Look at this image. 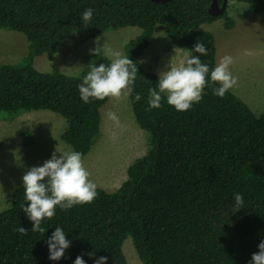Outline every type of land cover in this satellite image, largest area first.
<instances>
[{"label":"trees","instance_id":"16d2710c","mask_svg":"<svg viewBox=\"0 0 264 264\" xmlns=\"http://www.w3.org/2000/svg\"><path fill=\"white\" fill-rule=\"evenodd\" d=\"M227 2L264 14V0ZM210 4L0 0V29L27 42L19 62L0 64V119L55 113L64 120L60 140L85 157L116 86L111 60L85 55L71 76L38 71L33 62L51 59L67 39L81 46L134 28L138 33L122 46L123 77L133 118L148 136L146 153L127 166L113 192L73 190L56 168L15 187L0 211V264H126L127 238L141 264H264V114L217 80L214 38L200 28L222 20L231 30L235 20L228 6L210 15ZM157 27L172 48L187 52L198 93L173 100L140 61Z\"/></svg>","mask_w":264,"mask_h":264},{"label":"rangeland","instance_id":"374dc122","mask_svg":"<svg viewBox=\"0 0 264 264\" xmlns=\"http://www.w3.org/2000/svg\"><path fill=\"white\" fill-rule=\"evenodd\" d=\"M226 6L227 16L235 20L231 30L224 28L222 20L200 28L214 38L217 80L253 113L264 114V14H251L235 2H227ZM137 33L134 28L110 31L81 46H74L73 37L65 40L51 59L35 58L36 70L71 76L82 68L83 56L99 54L111 60L116 86L100 109L99 134L83 158L75 157L60 140L64 120L55 113L36 110L13 120L0 119V211L8 207L15 187L26 184L44 168L62 171L73 190L91 186L113 192L125 179L127 166L146 153L148 136L133 118L122 65L123 43ZM26 50L22 34L0 29V64L19 62ZM144 54L147 57L142 56L140 61L153 67L164 93L173 100L200 91L187 52L172 48L161 28H156ZM122 252L126 264H141L129 238L123 242Z\"/></svg>","mask_w":264,"mask_h":264},{"label":"water","instance_id":"95a60500","mask_svg":"<svg viewBox=\"0 0 264 264\" xmlns=\"http://www.w3.org/2000/svg\"><path fill=\"white\" fill-rule=\"evenodd\" d=\"M156 3H164L169 0H151ZM227 0H223L221 5H218L217 0H211L210 7L208 9V13L212 16H217L219 14H222L226 8Z\"/></svg>","mask_w":264,"mask_h":264}]
</instances>
